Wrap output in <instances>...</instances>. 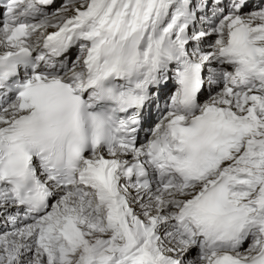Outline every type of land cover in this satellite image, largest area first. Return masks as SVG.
<instances>
[{
	"label": "snow or ice",
	"instance_id": "obj_1",
	"mask_svg": "<svg viewBox=\"0 0 264 264\" xmlns=\"http://www.w3.org/2000/svg\"><path fill=\"white\" fill-rule=\"evenodd\" d=\"M0 264H264V6L0 0Z\"/></svg>",
	"mask_w": 264,
	"mask_h": 264
},
{
	"label": "bare ground",
	"instance_id": "obj_2",
	"mask_svg": "<svg viewBox=\"0 0 264 264\" xmlns=\"http://www.w3.org/2000/svg\"><path fill=\"white\" fill-rule=\"evenodd\" d=\"M59 6V2H57L56 3V6ZM210 39H214V37H212V38H210ZM206 43H208V41L206 42ZM210 93H208V91H207V89H205V93L202 95V97H201V102H203L204 100H206L207 98H208V95H209Z\"/></svg>",
	"mask_w": 264,
	"mask_h": 264
},
{
	"label": "rangeland",
	"instance_id": "obj_3",
	"mask_svg": "<svg viewBox=\"0 0 264 264\" xmlns=\"http://www.w3.org/2000/svg\"><path fill=\"white\" fill-rule=\"evenodd\" d=\"M58 6V5H57ZM207 42V41H206Z\"/></svg>",
	"mask_w": 264,
	"mask_h": 264
}]
</instances>
